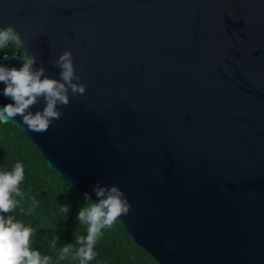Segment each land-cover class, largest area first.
<instances>
[{
    "label": "water",
    "instance_id": "water-1",
    "mask_svg": "<svg viewBox=\"0 0 264 264\" xmlns=\"http://www.w3.org/2000/svg\"><path fill=\"white\" fill-rule=\"evenodd\" d=\"M9 26L23 55L0 66L58 80L69 51L86 85L47 132L5 122L51 170L92 202L118 186L160 264H264V0H0Z\"/></svg>",
    "mask_w": 264,
    "mask_h": 264
},
{
    "label": "clouds",
    "instance_id": "clouds-1",
    "mask_svg": "<svg viewBox=\"0 0 264 264\" xmlns=\"http://www.w3.org/2000/svg\"><path fill=\"white\" fill-rule=\"evenodd\" d=\"M9 43L22 46L19 33L11 26L0 29V50L5 49ZM20 59L22 67L19 69L0 66V83L6 86L3 96L14 101L0 108V122L5 123L20 116L30 131L47 132L54 121L61 119L63 113L60 106L69 105V92L73 97L83 96L86 85L79 82L81 77L76 74L73 56L69 51H65L55 61V66L60 69L58 80L45 76L46 69L43 67L38 70L33 68L35 56L25 52ZM41 99L45 105L43 110L35 113L30 111ZM23 180L24 167L19 162L11 171H0V264H50L49 256H42L39 251L31 248L34 230L17 221L14 216L7 215L19 204L15 197H23L20 189ZM92 191L96 201L92 202L91 196L84 193L87 206L81 208L77 217L81 223L88 225L87 236L76 239L80 247L73 258H78L80 264L94 259V247L101 230L111 227L122 216H127L131 208L127 196L116 185L105 187L98 183ZM61 210L67 213L69 206H61ZM70 250L71 246L63 247L61 259Z\"/></svg>",
    "mask_w": 264,
    "mask_h": 264
},
{
    "label": "trees",
    "instance_id": "trees-1",
    "mask_svg": "<svg viewBox=\"0 0 264 264\" xmlns=\"http://www.w3.org/2000/svg\"><path fill=\"white\" fill-rule=\"evenodd\" d=\"M14 53L23 55V49L9 43L0 50V59ZM18 162L24 167L20 185L23 197H15L19 204L7 215L34 230L31 248L49 256L50 264H80L73 257L80 247L76 239L87 236L88 225L77 218L81 208L87 206L84 196L50 169L25 133L11 123L0 122V171H11ZM61 206H69V211L63 212ZM65 246H71V250L61 259ZM94 252V259L86 264H160L131 239L118 220L101 230Z\"/></svg>",
    "mask_w": 264,
    "mask_h": 264
}]
</instances>
